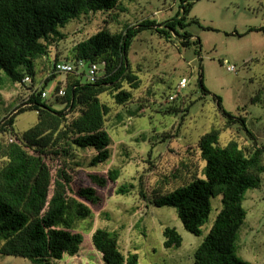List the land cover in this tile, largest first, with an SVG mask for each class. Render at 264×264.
<instances>
[{
	"label": "trees",
	"instance_id": "1",
	"mask_svg": "<svg viewBox=\"0 0 264 264\" xmlns=\"http://www.w3.org/2000/svg\"><path fill=\"white\" fill-rule=\"evenodd\" d=\"M123 1L0 0V84L6 77L13 85L29 89L18 109L0 121V134H7L6 142L0 141V255L27 258L33 264H56L66 257L78 262L82 249L88 247L99 253L103 264H139L135 251L124 253L120 248L116 231L98 227L91 232L86 245L81 232L74 227L76 221L92 216L90 205L103 201L97 188L115 181L119 169L92 172L89 179L93 185L74 189L67 178L66 161L74 158L76 149L88 147L95 150L89 166L109 158L111 137L104 126L109 107L100 96L107 92L121 105L131 100L140 79L132 69L129 52L141 30L150 28L166 40L190 45L185 15L194 0H179L181 11L164 21L142 18L115 31L102 27L74 44L66 60L100 64V74L94 82L81 81L84 71L66 73L64 83L55 86L52 97H43L44 85L36 86L34 81L35 63L40 59L46 61L45 73H50L44 77L45 83L61 74L53 70L60 60L56 56L51 58V47L65 37L61 28L66 23L81 17L90 19L98 12L111 16L123 12ZM248 30L264 33V27ZM193 42L199 45L198 39ZM25 77L30 82L23 81ZM178 84L171 94H175L174 99L179 96ZM198 85L204 94L210 93L201 73ZM61 88L64 94L57 95ZM215 100L227 117V124L239 119L255 142L244 119L224 110L219 96ZM24 104L27 106L21 107ZM187 109L188 106L183 111ZM26 110L36 111L37 121L27 130L17 132L15 118ZM179 110L168 106L167 112ZM219 135L220 130L213 128L198 137L197 147L204 161L203 178L192 177L168 193L154 195L152 204L174 207L184 229L198 236L211 211L210 199L220 196L221 208L194 251V264H252L239 256L236 241L247 216L243 206L245 194L261 184L264 147L242 148L234 139L220 145ZM53 158L55 166H59L56 169L49 164ZM132 187L124 185L116 192L123 194ZM162 235L165 248L181 246L182 237L175 227L165 226Z\"/></svg>",
	"mask_w": 264,
	"mask_h": 264
},
{
	"label": "rangeland",
	"instance_id": "2",
	"mask_svg": "<svg viewBox=\"0 0 264 264\" xmlns=\"http://www.w3.org/2000/svg\"><path fill=\"white\" fill-rule=\"evenodd\" d=\"M122 4L126 10L112 14L114 19L98 12L90 19L81 17L66 23L61 28L65 37L53 43L51 58L66 60L74 44L102 27L115 31L142 18L161 22L181 11L179 0H124ZM185 21L192 40L189 46H181L176 39L166 40L150 28L136 35L129 60L140 79L139 87L133 90L131 100L122 105L107 92L100 96L109 107L104 117L111 137L109 158L89 166L95 150L76 149L74 158L67 160L65 166L74 189L93 185L89 179L92 172L119 169L115 181L97 188L103 201L90 205L92 216L76 221L74 227L86 245L98 227L116 231L120 248L124 253L135 251L139 264H194V251L221 208L220 196L210 199L208 220L201 235L196 236L184 229L174 207L152 204L154 195L168 193L192 177L203 178L204 161L197 147L200 135L215 128L220 130V145L234 139L242 148L264 147V33L248 30L264 27V0H194ZM196 39L199 45L193 42ZM46 65L44 60L36 61L35 85H44L52 97L55 86L64 83L65 74H57L45 83L41 78L46 74ZM199 73L210 93L204 94L199 87ZM182 77L187 79L185 87L179 89V96L169 100ZM80 79L85 81L84 76ZM28 92L27 86H14L4 78L0 84V121L18 109ZM216 96L224 110L244 119L257 142L251 140L239 119L227 124ZM54 106L62 108L59 104ZM168 106L180 110L167 112ZM187 106V112L183 111ZM36 121V111H23L15 118L14 130L23 132ZM6 140L7 134H0V141ZM49 164L53 169L59 167L54 158ZM129 184L133 187L128 192H116ZM243 206L247 216L237 234L238 254L252 264H264V173L260 186L246 192ZM165 226L176 228L182 237L180 247L163 246ZM82 251L78 262L66 257L56 264H103L99 253L91 248ZM0 264L33 263L23 257L0 255Z\"/></svg>",
	"mask_w": 264,
	"mask_h": 264
},
{
	"label": "built area",
	"instance_id": "3",
	"mask_svg": "<svg viewBox=\"0 0 264 264\" xmlns=\"http://www.w3.org/2000/svg\"><path fill=\"white\" fill-rule=\"evenodd\" d=\"M53 70L55 73H61V74H66V73H71V72H75V73H81L84 71V77H85V80L87 82H94L98 75L100 74V69H101V66L100 64H97V63H87L85 60L83 59H77V60H60L58 62H56L54 65H53ZM227 69L228 70H231L233 71L234 70V67L233 66H227ZM50 73L48 72L45 77L49 76ZM23 81L25 82H30V79L28 77H25L23 79ZM185 83H186V79L185 78H182L180 81H179V84H178V89H181L185 86ZM42 96L43 97H47L48 96V93L46 92V90L42 91ZM64 94V89L61 88L59 89V91L57 92V95H63ZM175 97V94L173 95H170L169 96V100H173ZM9 140H12V138L10 137Z\"/></svg>",
	"mask_w": 264,
	"mask_h": 264
},
{
	"label": "crops",
	"instance_id": "4",
	"mask_svg": "<svg viewBox=\"0 0 264 264\" xmlns=\"http://www.w3.org/2000/svg\"><path fill=\"white\" fill-rule=\"evenodd\" d=\"M44 77H45V75L41 78L42 80L44 79ZM35 81V80H34ZM36 82V81H35ZM16 84H14V86H15Z\"/></svg>",
	"mask_w": 264,
	"mask_h": 264
},
{
	"label": "clouds",
	"instance_id": "5",
	"mask_svg": "<svg viewBox=\"0 0 264 264\" xmlns=\"http://www.w3.org/2000/svg\"><path fill=\"white\" fill-rule=\"evenodd\" d=\"M14 111H15V110H14ZM14 111H13V112H14ZM13 112H12V113H13Z\"/></svg>",
	"mask_w": 264,
	"mask_h": 264
}]
</instances>
